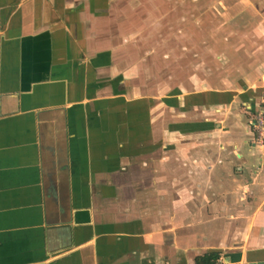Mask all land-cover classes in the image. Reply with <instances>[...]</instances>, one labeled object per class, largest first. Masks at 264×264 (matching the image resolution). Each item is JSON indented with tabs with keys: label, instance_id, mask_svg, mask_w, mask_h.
<instances>
[{
	"label": "crops",
	"instance_id": "obj_1",
	"mask_svg": "<svg viewBox=\"0 0 264 264\" xmlns=\"http://www.w3.org/2000/svg\"><path fill=\"white\" fill-rule=\"evenodd\" d=\"M133 1L0 0V264H264V0Z\"/></svg>",
	"mask_w": 264,
	"mask_h": 264
},
{
	"label": "rangeland",
	"instance_id": "obj_2",
	"mask_svg": "<svg viewBox=\"0 0 264 264\" xmlns=\"http://www.w3.org/2000/svg\"><path fill=\"white\" fill-rule=\"evenodd\" d=\"M140 1H145V2L147 1V3L150 4L151 0H138V3ZM133 2H135V1H133ZM153 2H155V0H153ZM219 32L223 33V29H217V33H219ZM158 36H159V34L156 35V37H158ZM156 37H155V39H149V41L145 44L147 46H143L142 44H138V46H140L139 50L141 52L146 50V52L151 53V55L148 56V57H150L148 62H149L150 68L151 67L153 68V74L156 73V75H158L157 80H160L161 74H163V73L169 74L168 79L171 80L172 79V77H171L172 72L167 67L162 68V62L160 61V58H165V57H163L164 55L165 56L168 54L173 55V53L177 52V48H178L179 43H177L175 39H168L167 40V39H159ZM183 40H184L183 47L185 49H183V51H184L183 59L184 60H182V63L184 62V68H188V67L193 68L195 64L201 63L202 68H204V71H202L204 73L203 74L204 77L202 76L203 80H205L208 75L212 74L211 72L216 71L217 74L221 72V70L223 69L222 65H224L226 60L221 59L220 61H217L216 67H215V64L214 65L212 64L213 61L210 62V60L208 59V56L202 57L201 60L200 59L198 60V55H197L198 52H200V54H201L203 49L208 51V52L210 51L208 49V47H209V43H210L209 41L212 42L211 39H200L199 45L196 47H195L196 44H193L191 39H183ZM138 43H139V41H138ZM217 48H218V51H221V52H224V50H225L223 44H218ZM192 51H195L196 53L193 54ZM164 78H165V76H164ZM157 80H155V81H157Z\"/></svg>",
	"mask_w": 264,
	"mask_h": 264
},
{
	"label": "built area",
	"instance_id": "obj_3",
	"mask_svg": "<svg viewBox=\"0 0 264 264\" xmlns=\"http://www.w3.org/2000/svg\"><path fill=\"white\" fill-rule=\"evenodd\" d=\"M248 123L254 136V145L264 150V97L263 106L251 115Z\"/></svg>",
	"mask_w": 264,
	"mask_h": 264
},
{
	"label": "trees",
	"instance_id": "obj_4",
	"mask_svg": "<svg viewBox=\"0 0 264 264\" xmlns=\"http://www.w3.org/2000/svg\"><path fill=\"white\" fill-rule=\"evenodd\" d=\"M217 259V253H206L202 256L196 257V264H218Z\"/></svg>",
	"mask_w": 264,
	"mask_h": 264
},
{
	"label": "water",
	"instance_id": "obj_5",
	"mask_svg": "<svg viewBox=\"0 0 264 264\" xmlns=\"http://www.w3.org/2000/svg\"><path fill=\"white\" fill-rule=\"evenodd\" d=\"M259 264H262V263H259Z\"/></svg>",
	"mask_w": 264,
	"mask_h": 264
}]
</instances>
